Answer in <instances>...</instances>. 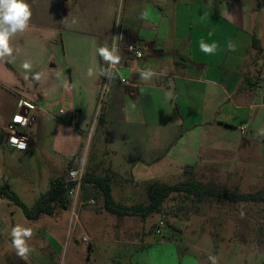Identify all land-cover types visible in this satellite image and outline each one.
I'll list each match as a JSON object with an SVG mask.
<instances>
[{"label":"crops","instance_id":"crops-1","mask_svg":"<svg viewBox=\"0 0 264 264\" xmlns=\"http://www.w3.org/2000/svg\"><path fill=\"white\" fill-rule=\"evenodd\" d=\"M26 2L29 27L10 39L13 55L0 60V182L10 156L41 153L51 164L49 184L78 158L87 173L112 172L123 186L164 183L194 166L204 184L239 192L248 183L253 191L264 190V182L257 187L264 181V136L257 135L264 127V0ZM201 40L216 42V53L200 51ZM114 41L122 59L99 105L107 78L100 69L108 65L96 48ZM130 45L141 46L145 57L129 53ZM25 62L30 72L22 68ZM148 68L161 75L142 80L139 73ZM35 73L41 80L32 79ZM169 90L171 100L165 98ZM25 100L40 108L21 151L8 143L6 128ZM102 106V149L89 160L83 151ZM174 240L137 243L131 264H199L190 254L180 257Z\"/></svg>","mask_w":264,"mask_h":264},{"label":"rangeland","instance_id":"rangeland-1","mask_svg":"<svg viewBox=\"0 0 264 264\" xmlns=\"http://www.w3.org/2000/svg\"><path fill=\"white\" fill-rule=\"evenodd\" d=\"M101 104L102 98L99 100ZM99 139L100 135H94L93 130L92 140L85 147L83 158L92 160L99 155L102 138ZM51 140L52 137H49V146ZM10 157L13 158L11 161L6 157L8 162H5L3 178L21 201L31 207L48 190L46 176L51 164L41 153ZM183 178L176 176L163 182L175 184ZM3 182H0V186ZM263 182L260 181L257 187L263 186ZM145 184H128L130 190L127 192L128 186L116 182L113 197L125 205H146ZM239 192L256 191L244 183ZM98 198H84L87 201L95 200V204L83 206L78 213V223L72 219L70 209L52 217L29 221L16 204L0 199V264H131L134 249L141 247L137 243L170 237L178 242L180 257L183 253L190 254L199 264H210L209 255L216 256L219 264H264V203L230 204L214 200L197 203L174 194L165 202L161 214L142 220L139 217L119 218L109 214ZM241 210L244 212L243 218ZM160 221L166 224V228L162 235H157L156 228ZM17 224L30 227L33 231V237L28 241L33 251L27 262L17 257L11 247V228ZM50 225H54V229H50ZM84 236L88 237L90 244L83 241Z\"/></svg>","mask_w":264,"mask_h":264},{"label":"trees","instance_id":"trees-1","mask_svg":"<svg viewBox=\"0 0 264 264\" xmlns=\"http://www.w3.org/2000/svg\"><path fill=\"white\" fill-rule=\"evenodd\" d=\"M253 46L258 49L255 38ZM106 125L107 113L102 106L97 117L94 135L103 136ZM182 176L183 180L175 184L158 181L147 182L145 185L148 203L146 205H125L116 201L112 194L114 183L117 182V175L109 171L86 173L82 184L83 197L85 199L89 196L99 197L98 200L101 199L103 202V209L119 218L132 216L142 220H146L154 214H161L164 211L165 202L174 194L185 196L197 203L212 200L230 204L264 203V190L243 194L237 190L222 189L215 184H204L197 180L194 166H186ZM71 187L72 183L68 181L67 174L51 180L49 189L38 197L33 206L28 207L10 188L9 183L4 180L0 186V199L16 204L21 208L27 220L36 221L44 216H53L60 210L69 209L71 200L68 190Z\"/></svg>","mask_w":264,"mask_h":264},{"label":"clouds","instance_id":"clouds-1","mask_svg":"<svg viewBox=\"0 0 264 264\" xmlns=\"http://www.w3.org/2000/svg\"><path fill=\"white\" fill-rule=\"evenodd\" d=\"M31 16L32 11L26 0H0V60L13 55V49L10 47L9 41L17 33H23L28 29ZM145 16V13L141 14V18H145ZM218 47L219 45L216 42L211 44L205 43L203 40L199 42L200 51L207 55H214ZM227 47L231 51L236 50L235 45L231 42H229ZM129 50L132 51L133 49L130 47ZM96 53L108 65L107 69H100V74L108 76L109 79H111L110 73L116 69L122 59L119 48L117 47L115 41L111 47H109L107 44L97 47ZM136 55L137 57H141L143 56V53L136 51ZM22 68L26 72H30L32 65L29 62H25L22 64ZM87 75L92 77L94 75V70L89 68ZM139 75L142 80L149 81L153 77H158L161 75V73H157L151 68H148L146 70H141ZM27 78L28 77L26 76L25 79ZM32 79L36 81L41 80V74H33ZM122 82L126 83V81H123V79ZM64 87L66 89L69 88L67 82H65ZM165 98L171 100L173 98V92L171 90L167 91L165 93ZM243 127L246 128V125ZM257 135L264 136V127L258 129ZM10 143L21 151L26 150L27 148L26 143H24L22 140H18L16 137H12L10 139ZM71 175L75 177L76 173L73 172ZM240 215L243 218V210H241ZM10 237L11 247L14 249L16 256L27 262L30 253L33 251L31 246L28 244V241L33 237L32 229L30 227L17 224L11 228ZM208 260L210 261V264H219L216 256L209 255Z\"/></svg>","mask_w":264,"mask_h":264},{"label":"built area","instance_id":"built-area-1","mask_svg":"<svg viewBox=\"0 0 264 264\" xmlns=\"http://www.w3.org/2000/svg\"><path fill=\"white\" fill-rule=\"evenodd\" d=\"M132 48L133 50L130 51L129 48ZM129 53L134 55L137 59H143L145 57V50L139 46V45H130L126 49ZM136 51H140L143 53V56L137 57ZM116 70V69H114ZM122 77H120V81L122 84H124L126 87L130 85L129 81L126 79L122 78L123 81H126V83L122 82ZM111 82V79L107 76L106 78V84L103 89V94H102V99L107 92V86ZM40 107L29 100H25V103H22L18 113L13 117L11 123L7 126L6 131H7V138H8V143H10V139L12 137H16L18 140H22L24 143H26L27 147L29 144V138L31 136V130L33 129V126L36 121V111ZM65 111L60 110L59 115H64ZM79 113L76 111L74 113V116L77 117ZM53 117H57L54 115H51ZM16 117H20L21 119L18 121ZM84 161L79 160L78 158H75L73 161V166L68 169L67 172V179L70 183H72V187L68 190V196L71 200V205H70V211L72 215V219L74 220L75 223H78L79 217L78 213L79 211L83 208L85 205H94L95 200H84L83 197V189H82V184L85 176V167H84ZM75 172L76 176L73 177L71 173ZM166 228V224L163 221H160L157 224L156 228V234L157 235H162V231ZM83 241L87 244H90V240L88 237L84 236Z\"/></svg>","mask_w":264,"mask_h":264},{"label":"snow or ice","instance_id":"snow-or-ice-1","mask_svg":"<svg viewBox=\"0 0 264 264\" xmlns=\"http://www.w3.org/2000/svg\"><path fill=\"white\" fill-rule=\"evenodd\" d=\"M16 119L19 121L21 118L20 117H16Z\"/></svg>","mask_w":264,"mask_h":264}]
</instances>
